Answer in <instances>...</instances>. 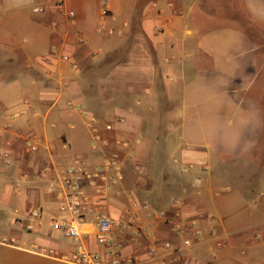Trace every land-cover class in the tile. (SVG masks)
<instances>
[{
	"label": "crops",
	"instance_id": "obj_1",
	"mask_svg": "<svg viewBox=\"0 0 264 264\" xmlns=\"http://www.w3.org/2000/svg\"><path fill=\"white\" fill-rule=\"evenodd\" d=\"M101 2L0 0V264H73L53 190L75 155L112 152L124 179L105 208L123 254L138 255L124 264H264V0ZM243 161L260 167L253 183L233 174ZM177 195L200 230L183 249L145 207L171 214ZM133 220L138 239L122 228ZM80 229L98 249L92 224ZM165 240L174 249L151 258Z\"/></svg>",
	"mask_w": 264,
	"mask_h": 264
},
{
	"label": "built area",
	"instance_id": "obj_2",
	"mask_svg": "<svg viewBox=\"0 0 264 264\" xmlns=\"http://www.w3.org/2000/svg\"><path fill=\"white\" fill-rule=\"evenodd\" d=\"M58 2L62 3V0H58ZM101 3L103 13H105L106 0H102ZM33 10L41 12L44 10V5L37 4ZM68 14L74 16L73 11H69ZM63 58L70 61L72 68H78L77 62L70 56L64 54ZM68 104L80 111L89 127L93 130L97 129L100 120L96 115L90 114L81 103L69 100ZM105 128L112 130L113 127L112 124L107 123ZM102 142L106 146L110 144L107 138H103ZM191 167V164H186L181 167V170L185 172ZM60 178V185L53 192L58 199L61 213L52 218V228L62 230L73 240L74 249L68 256H65V259L73 264H124L136 259L138 255L123 254V242L115 234V220L106 211L104 202L109 193L118 191L117 184L124 179L120 155L117 152H112L102 162L95 165H91L82 155H75L64 167ZM200 182V178L195 179L197 185ZM183 201L180 195L173 197L172 205L175 208L171 214L145 205L153 216L164 217L176 237L181 240L182 247L180 249L191 247L200 236V230L196 227L195 221L187 220L182 213ZM40 214L41 210H33L29 218L37 217ZM89 217L92 218L91 221H88ZM85 223L92 224L98 249L90 250L82 241L83 234L80 226ZM26 228L33 229L32 223H27ZM122 228L132 232V237L137 239L145 231L134 220L123 224ZM173 249L170 240L163 241L161 245L154 242L146 246V251L151 258L162 256L163 251ZM162 264H166V262Z\"/></svg>",
	"mask_w": 264,
	"mask_h": 264
},
{
	"label": "rangeland",
	"instance_id": "obj_3",
	"mask_svg": "<svg viewBox=\"0 0 264 264\" xmlns=\"http://www.w3.org/2000/svg\"><path fill=\"white\" fill-rule=\"evenodd\" d=\"M260 79V78H259ZM246 161V159H245ZM237 165L232 167L233 170V174L238 177L241 178L240 180L242 181L241 184H247L249 181H251V183H253V179H255V177H258V173H256L255 168H260L257 167L255 165H246L245 162L243 161L242 163H236ZM229 168V167H228ZM249 179V181H247Z\"/></svg>",
	"mask_w": 264,
	"mask_h": 264
}]
</instances>
